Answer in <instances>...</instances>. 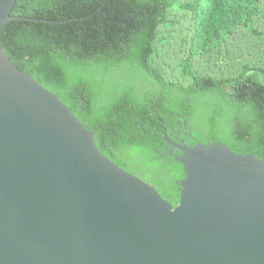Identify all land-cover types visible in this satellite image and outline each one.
I'll return each mask as SVG.
<instances>
[{
  "label": "water",
  "instance_id": "95a60500",
  "mask_svg": "<svg viewBox=\"0 0 264 264\" xmlns=\"http://www.w3.org/2000/svg\"><path fill=\"white\" fill-rule=\"evenodd\" d=\"M16 1L0 28L40 20ZM165 140L186 175L175 207L0 46V264H264V160Z\"/></svg>",
  "mask_w": 264,
  "mask_h": 264
},
{
  "label": "trees",
  "instance_id": "16d2710c",
  "mask_svg": "<svg viewBox=\"0 0 264 264\" xmlns=\"http://www.w3.org/2000/svg\"><path fill=\"white\" fill-rule=\"evenodd\" d=\"M10 15L40 19L0 28L12 63L95 131L103 155L173 207L186 175L165 136L264 160V66L242 62L226 77L194 71L236 31L246 49L245 37L256 46L264 0H17ZM178 35L189 48L172 68L162 57Z\"/></svg>",
  "mask_w": 264,
  "mask_h": 264
},
{
  "label": "rangeland",
  "instance_id": "374dc122",
  "mask_svg": "<svg viewBox=\"0 0 264 264\" xmlns=\"http://www.w3.org/2000/svg\"><path fill=\"white\" fill-rule=\"evenodd\" d=\"M182 22L181 20V25ZM244 40L245 43L249 44L247 49L243 46L242 34L239 31H236L232 41L224 42L222 39V45L211 51L213 54L209 52L202 61L197 62L194 71L203 76L226 77L230 74H238L243 69L242 62L250 67L264 66V37L256 38V41L260 40L257 41L256 46L252 43L251 38L245 37ZM187 48H189V43L186 42L184 36L178 35L171 41L169 48L164 51L162 61L165 65H171L172 68L177 67L180 65L182 58L184 59L181 51H185ZM194 50L196 49L194 48ZM218 63L220 64L217 65ZM221 63H224V65Z\"/></svg>",
  "mask_w": 264,
  "mask_h": 264
},
{
  "label": "flooded vegetation",
  "instance_id": "af4514ba",
  "mask_svg": "<svg viewBox=\"0 0 264 264\" xmlns=\"http://www.w3.org/2000/svg\"><path fill=\"white\" fill-rule=\"evenodd\" d=\"M182 140H184V142H185V139H182Z\"/></svg>",
  "mask_w": 264,
  "mask_h": 264
}]
</instances>
